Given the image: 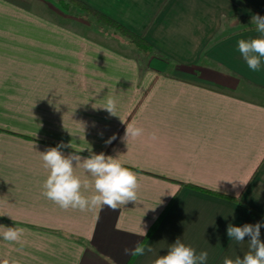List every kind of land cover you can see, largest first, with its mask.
Segmentation results:
<instances>
[{"label":"crops","instance_id":"0c3cea01","mask_svg":"<svg viewBox=\"0 0 264 264\" xmlns=\"http://www.w3.org/2000/svg\"><path fill=\"white\" fill-rule=\"evenodd\" d=\"M83 2L159 53L143 61L54 0H0V225L24 229L19 242L0 238V260L153 264L177 238L207 264L242 259L250 238L230 239V223L260 222L264 241V64L251 71L238 41L260 35L251 18L264 0ZM110 96L117 116L101 108ZM128 125L142 135L123 139ZM61 142L66 156L118 158L136 173L137 201L81 212L46 199L40 153ZM138 242L153 251L125 255Z\"/></svg>","mask_w":264,"mask_h":264},{"label":"clouds","instance_id":"9594fccd","mask_svg":"<svg viewBox=\"0 0 264 264\" xmlns=\"http://www.w3.org/2000/svg\"><path fill=\"white\" fill-rule=\"evenodd\" d=\"M255 24L256 31L260 35L249 40L238 41V51L247 64V67L258 72L264 64V16L255 14L251 18ZM102 109L109 115L117 116V102L113 97H108ZM143 129L128 125L125 132V139L141 136ZM156 140L155 134L151 137ZM110 138L106 143H111ZM72 147V144L65 145L63 142L55 147H49L40 153L43 166L49 170V174L42 185V195L58 205L63 210L73 209L81 212L91 211L96 207H107L117 211L128 202L137 201V189L139 187L136 173L122 166L118 158L106 156L103 152L91 153L88 157H81L77 152L65 155L61 149ZM83 151V150H80ZM79 151V152H80ZM75 162V163H74ZM76 167H82L92 178L81 179L74 173ZM94 188L91 195L84 192ZM262 224L245 223L242 226H234L231 223L227 226V236L242 243L245 237L250 238L249 251L241 259L235 261L225 258L223 264H264V241L260 239ZM24 232L23 228L8 227L0 225V238L8 242H19ZM141 235H146L142 230ZM153 248L150 244L138 242L133 248H125V255L132 257L143 256L151 253ZM208 253L201 251L196 253L191 246H186L179 238L169 247L167 254L159 256L153 264H207ZM0 264H16V261L7 259L0 260Z\"/></svg>","mask_w":264,"mask_h":264},{"label":"trees","instance_id":"16d2710c","mask_svg":"<svg viewBox=\"0 0 264 264\" xmlns=\"http://www.w3.org/2000/svg\"><path fill=\"white\" fill-rule=\"evenodd\" d=\"M54 1L60 6V8L64 12L69 13L71 10L76 9L77 11L84 13L83 15H85V17L88 18L89 24H91L92 26L93 25L98 26V28L100 30L105 29L108 32L113 30L115 34L122 36L130 45H132V47L136 48L137 51L142 53L143 61H145V59L147 57L149 58V56L159 53L152 46V44H150L145 38H143L142 36H140L138 34H134V32H132L131 30H129L128 28H126L125 26L120 24L119 22H116L115 20H113L110 17L108 18L107 15H105V14H103L97 10L95 11L94 8H92L91 6H89L88 4L83 2V0L82 1L81 0H54ZM260 15L264 16V14H261V13H260ZM252 26L256 27L255 24H253ZM206 87L213 89V87H210V86H206ZM214 89H216V88H214ZM188 186H190L191 188L200 190V191L210 192L207 189L202 188V187H198V186H194V185H188ZM215 194H217L221 197L231 198V197L225 196L223 194H218V193H215ZM173 198H175V197H173ZM241 203L243 205L247 206L248 208H250V206L248 204H246L242 201H241ZM169 207H170V205H168V207L163 211V213L156 220V222L154 224H152L153 226L151 227V229L147 233L146 237H144L145 238L144 242L148 239V237H150L154 233V231L158 227V224L162 221V219L166 213L165 211H167ZM250 209H252L253 211L256 212L255 209H253V208H250Z\"/></svg>","mask_w":264,"mask_h":264},{"label":"rangeland","instance_id":"374dc122","mask_svg":"<svg viewBox=\"0 0 264 264\" xmlns=\"http://www.w3.org/2000/svg\"><path fill=\"white\" fill-rule=\"evenodd\" d=\"M69 13H72V14L76 13L79 16L85 18L88 21V18H86L85 15H83L84 13H81L80 11H77L76 9L71 10ZM88 24H89V21H88ZM89 29H91V30L94 29V30H96L98 32H101L102 34H104V36H106V39H108L109 41L117 42L116 39H118L119 41H124L125 42V39L122 36L115 34L113 30H111L108 33V31H106L105 29L104 30H100L98 28V26H95V25L92 26L91 24H90Z\"/></svg>","mask_w":264,"mask_h":264}]
</instances>
